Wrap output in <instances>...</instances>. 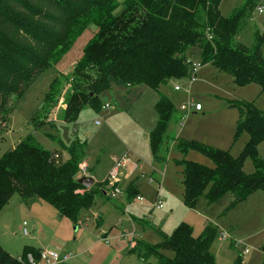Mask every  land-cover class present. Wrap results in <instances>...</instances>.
I'll return each mask as SVG.
<instances>
[{"label": "trees", "instance_id": "trees-1", "mask_svg": "<svg viewBox=\"0 0 264 264\" xmlns=\"http://www.w3.org/2000/svg\"><path fill=\"white\" fill-rule=\"evenodd\" d=\"M220 1L124 0L115 12L119 0H0V123L8 121L28 85L62 61L89 24L96 26V32L66 77L71 82L66 122H74L84 105L97 108L99 94L113 86L143 85L157 90L171 79L184 78L191 61L212 64L229 74L237 86L255 83L264 94V35L255 36L251 49L234 43L250 0L229 17L220 13ZM58 79L50 84L49 103L58 90ZM231 105L239 111L234 136L247 134L237 156L195 141H178L179 150L197 149L213 162V167L187 159L178 162L183 203L190 208L201 197L209 206L226 193L233 195L234 204L255 190L264 192V162L257 153L258 144L264 141V115L253 101L235 100ZM154 110L157 120L149 136L151 153L157 159L174 109L168 98L160 96ZM60 147L68 159L62 151L53 157L28 134L0 156V210L13 193L23 202L44 200L73 222L81 210L89 209L105 189L100 182L89 188L78 183L85 142L73 140L67 146L60 142ZM246 157L254 165L250 174L242 169ZM131 190L130 186V198L134 197ZM216 233L217 226L207 222L194 236L191 227L181 222L156 244L136 241L130 253L143 258L145 264H217L210 251ZM165 249L172 251L171 258L162 253ZM28 253L39 258L32 246H23L19 256L0 246V264H24ZM234 264H241L240 256Z\"/></svg>", "mask_w": 264, "mask_h": 264}, {"label": "rangeland", "instance_id": "rangeland-1", "mask_svg": "<svg viewBox=\"0 0 264 264\" xmlns=\"http://www.w3.org/2000/svg\"><path fill=\"white\" fill-rule=\"evenodd\" d=\"M123 1L119 0L120 4L115 12L121 9ZM247 1L221 0L219 11L223 16L229 17ZM258 5H264V0H250L245 5L234 37V43L246 49L252 48L255 36L264 35V15L256 12ZM95 32L96 26L89 24L62 61L54 68L42 71L28 85L11 111L8 121L0 123V156L13 149L28 134L53 154L62 151L60 142L67 146L73 140H79L85 142L83 159L87 161L89 172L97 181H103L112 166V156L120 157L126 150L129 151L130 158L137 163V168L127 179L124 178L127 170L121 169L123 176L120 190H125L133 182L136 186L135 194L142 196L148 206L134 201L125 212H120L124 207L119 196L111 199L95 197L89 211L102 221L101 231L106 233L107 243L97 245L98 255L91 259V264H145L143 258L127 252L129 240L120 235L129 233L134 228L137 240L148 244L159 241L153 230L143 228L137 223L132 224L130 216L147 218L154 230L158 229L166 236L181 222L189 225L192 234L197 236L203 225L210 222L217 226L210 248L217 264H234L237 256H240L241 264H261L264 255L263 191L255 190L234 204V197L230 193L209 206L201 197L190 208L182 202L177 186L180 160L187 159L213 167V162L199 150H179L178 141H195L227 150L234 157L241 152L247 134L241 132L234 136L239 111L231 102L253 101L255 107L264 115V94L260 92L258 85L251 82L237 86L229 74L205 63L196 75L197 80L190 85L188 94L193 101L201 104L202 110L190 113L185 118L178 106L184 102L186 93L183 90L175 91V79H171L157 90L143 85L130 88L113 86L99 94L97 108L84 105L74 122H66L64 109L71 93V82L66 77H69L83 46ZM55 78H59L58 90L49 103L46 95ZM160 96L168 98L174 110L158 146L156 160L151 153L149 133L157 118L153 105ZM104 104H110L112 108L104 109ZM257 153L264 162V141L258 144ZM242 169L247 174L254 171L250 158L244 159ZM102 183L101 187L107 189L106 181ZM158 185L161 186L159 192ZM155 197L161 203V209L149 205ZM53 211V207L41 199L22 202L18 193H13L0 210V246L10 254L19 256L23 246H34L39 237L42 243V231H46V243L56 248H65V252L72 253L83 231L94 236L98 234L91 225L84 227L83 224L61 217L62 221H68L67 225L69 223L67 233L63 234L58 230L61 223ZM24 220L37 227L40 232H30L28 225L27 234L24 235L22 225L20 229ZM77 225L79 229L74 230ZM222 232L225 233L224 240L221 238ZM29 233L32 234L28 236ZM162 253L169 258L173 255L169 249ZM92 255L93 253H88V256ZM39 261L42 263V260Z\"/></svg>", "mask_w": 264, "mask_h": 264}, {"label": "crops", "instance_id": "crops-1", "mask_svg": "<svg viewBox=\"0 0 264 264\" xmlns=\"http://www.w3.org/2000/svg\"><path fill=\"white\" fill-rule=\"evenodd\" d=\"M127 88H130V87H127ZM187 98H189V97H187V95H186V98L184 99V101ZM153 108H154V105H153ZM156 120H157V118H156ZM95 123H96V121H95ZM155 123H156V121H155ZM182 125H183V123H182ZM154 126H155V124H154ZM126 151H128V150H126ZM62 152L64 153L65 151L62 150ZM128 153H129V151H128ZM130 157H131V154L129 153V157L126 159V162H125L124 167L121 168V169H124V171L127 170V174L124 176L125 179H127L129 177V175L137 168V163L134 162ZM112 158H118V156H116V155L114 156L113 155ZM82 162H84L86 164V169H87L86 170L87 171V175L86 176L91 177L94 180V183L93 184L98 183V182L102 183V182L106 181V179L103 180V181H97L94 178V176H92L91 173L89 172L90 170L88 169L87 161L83 159ZM121 169H120V172H121ZM179 170H180L179 171V176L180 177H179L177 186L180 189V192H181L180 193V198H181V200L183 202V199H182V196H183V188H182V179H183L182 166L179 167ZM78 172H79V167H78ZM121 174H122V172H121ZM122 176H123V174H122ZM153 180H154V178H153ZM120 182H121V179H120ZM120 182L118 183L119 189H120ZM130 186L132 187V190L131 191L134 192V197H132V198H130L129 195H128V193H127L128 192V188ZM109 189H110V187L107 186V189L105 188V192H103L102 195H97L96 197L97 198H99V197H106L108 199H111L110 194H109V191H110ZM160 190H161V186L158 185L157 191L159 192ZM135 193H136V186H135V184L133 182H130L129 185L125 188V190H120V192L118 193L117 197L119 196L118 198H119L120 202L123 203V207H124V209L123 210L121 209L120 212H123V211L125 212L128 209V207L131 205V203H133L134 201H136L137 203L142 204L143 206H148V203H146L147 205L145 204V202H147V201L144 198H143L142 201L137 200L136 197L137 196H140V195L135 194ZM33 199H36V198H33ZM30 200H32V199H30ZM30 200H28L26 202H29ZM101 200H102V198H101ZM155 202H157L156 197H155V200L154 201L149 202V205L152 208H155V207L158 208L156 205H154ZM47 204H49V203H47ZM50 206H52V205H50ZM161 208H158V209H161ZM53 209L55 210L53 212H54L55 216L60 220L59 222L61 223V227H62V229H61V227L59 226L58 227V230H60L63 234L67 233V230L66 229H67V227H69V223L67 225V222L68 221H62L61 220V217H64L66 219H67V217L60 215L58 213V211L54 207H53ZM81 213H82V216L80 217ZM130 217H131L130 220H131L132 224L137 223V224H139V226H142L143 228H148V230H153L154 233H155V238L157 239V241H160L161 235H164L160 230H158V229H155L154 230L152 228L151 223L148 221L147 218H145V217H142V218H134L133 216H130ZM80 219H81V221H80ZM24 221H26V220H24ZM22 222H21V224H22ZM26 222H27V225H29L30 232H31V230L33 232H34V230H38V233L40 232L37 227H35L34 225H31L28 221H26ZM73 223H77V224H80V225L83 224L84 227L85 226H88V225H91V227H94L95 231L98 234H95V236H94V235H92L89 232L83 231L82 234H81V236H80V238L77 240V243L74 245L73 252L72 253H67L64 250L65 248H61V249L58 248V247L56 248V247L50 246V243H46V239H45L46 238V231H42V243H41V239H39L40 238L39 237L38 240H37V242L32 247L35 248V249H37L38 251H40L41 249H45V248H53V249H56L59 252L60 257H63L65 255H68L69 256L68 260L61 261L59 264H91V259L96 258L97 255H98V253L96 252L97 245L98 244H101L102 242L107 243L106 233L101 231V223H102V221L99 219L98 216H96L95 214H92L89 211V209H87V210H81V212H80V214H79V216L77 218V221L76 222H73ZM21 224H20V229H21ZM205 224L203 225V227L205 226ZM78 229H79V225H77L76 227H74V230H78ZM31 234L29 233L28 236L31 235ZM120 236L122 238H127L129 240V242H128L129 249L127 250L128 253H130V248L135 244L136 241H142V240H137L136 239L137 233L134 230V228H133V230L131 232H129V233L128 232H124ZM56 241H58V240H56ZM58 242L62 245V243L60 241H58ZM24 245H27V244H24ZM113 252L114 251H112V253ZM88 253H93V255L90 257V256H88ZM12 256H18V255H12ZM36 263L37 264H44L43 261L41 263L39 260H36Z\"/></svg>", "mask_w": 264, "mask_h": 264}, {"label": "built area", "instance_id": "built-area-1", "mask_svg": "<svg viewBox=\"0 0 264 264\" xmlns=\"http://www.w3.org/2000/svg\"><path fill=\"white\" fill-rule=\"evenodd\" d=\"M255 9L258 14L264 15V5H258L256 6ZM188 65H189L188 66L189 70L187 76L181 79H176L173 84V89L175 91L183 90V92L186 93L187 97H189L178 106L179 111L183 113V118H185L190 113H196L202 110L201 104L193 101L192 98L188 95L190 93V85L197 80L196 75L199 69L202 67V64L199 61H191ZM102 108L110 109L112 108V106L110 104H104ZM57 156L58 155L56 154L53 155V157H57ZM128 157H129V153L128 151H126L120 157L112 158V166L106 177V184H108V186L110 187L109 189L110 197H115L120 192V189L118 187V183L120 182L122 176L120 169L124 167L126 159ZM78 167H79V172L77 177L79 179L82 176L87 175V171H86L87 169H86V164L84 162L79 163ZM136 199L142 201L143 197L137 196ZM154 205H156L158 208L162 207L161 203L158 202H155ZM21 225H22V231L24 235H26L27 234L26 227L28 226L27 222L23 221ZM221 238L223 240L225 239L224 232L221 233ZM68 258H69L68 255L60 257L59 252L56 249L45 248L39 251V258L37 260H42L44 264H59L61 261L68 260ZM18 259L19 261H23L21 257H19ZM23 262L24 264H37L36 259L33 257L31 253H28L26 255V260Z\"/></svg>", "mask_w": 264, "mask_h": 264}, {"label": "water", "instance_id": "water-1", "mask_svg": "<svg viewBox=\"0 0 264 264\" xmlns=\"http://www.w3.org/2000/svg\"><path fill=\"white\" fill-rule=\"evenodd\" d=\"M63 154H64L65 159H68L67 153L64 152ZM78 183H80L85 188H89L93 185L94 180L91 177L82 176L81 178L78 179Z\"/></svg>", "mask_w": 264, "mask_h": 264}]
</instances>
